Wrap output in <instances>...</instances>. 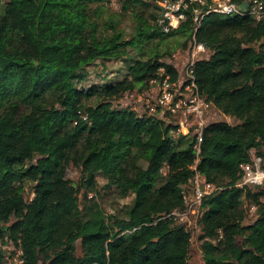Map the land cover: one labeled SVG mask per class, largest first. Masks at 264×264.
Listing matches in <instances>:
<instances>
[{"label": "trees", "instance_id": "1", "mask_svg": "<svg viewBox=\"0 0 264 264\" xmlns=\"http://www.w3.org/2000/svg\"><path fill=\"white\" fill-rule=\"evenodd\" d=\"M108 1L0 0V239L21 247L20 264H189L198 229L203 264H264V183L239 185L252 151L264 158V19L210 13L197 32L207 51L195 63L196 81L226 119L203 131L197 170L217 189L187 226L167 215L187 208L196 136L113 104L147 90L161 67L180 74L158 45L128 58L137 42L165 33L160 9L125 0L118 13ZM122 14L134 20L129 37ZM167 34L186 37L181 48L191 51V19ZM100 60L125 62V76L79 86V71ZM70 165L81 184L67 177ZM99 174L132 192V204L109 213L93 201ZM247 202L257 214L248 223Z\"/></svg>", "mask_w": 264, "mask_h": 264}, {"label": "built area", "instance_id": "2", "mask_svg": "<svg viewBox=\"0 0 264 264\" xmlns=\"http://www.w3.org/2000/svg\"><path fill=\"white\" fill-rule=\"evenodd\" d=\"M123 1L125 0H109L107 3L110 6L119 8ZM153 2L161 7L158 23L166 33L178 29L189 19L192 20L193 41L191 42V51L187 52L182 61L175 64L180 69L177 79L172 78V74L161 67L158 75L150 79V86L147 90L134 91L128 97H134L135 104L138 106V108H135L142 114L155 115L159 119L176 125V128L172 130L173 134L188 137L190 135L196 136L194 147L197 160L193 165L196 172L190 181V191L187 193L184 190L187 208L183 211L174 210L167 215V217H174L176 220L190 226L193 224L190 215H198L203 197L217 189L213 183L208 182L198 172L197 163L200 159L205 127L209 122L222 116L215 105L201 93L196 81L195 63L207 51L205 45L197 40L196 35L203 24L205 16L210 13L248 15L258 21L263 20L264 1L153 0ZM243 3H245L244 7L242 6ZM252 152L254 161L241 164L243 176L239 182L240 186H256L264 183V158L254 150ZM23 261L21 247L10 245L9 252L5 257V264H20Z\"/></svg>", "mask_w": 264, "mask_h": 264}, {"label": "rangeland", "instance_id": "3", "mask_svg": "<svg viewBox=\"0 0 264 264\" xmlns=\"http://www.w3.org/2000/svg\"><path fill=\"white\" fill-rule=\"evenodd\" d=\"M109 6V5H108ZM110 10L113 12H120L121 7H113L109 6ZM134 20L133 18H130L124 14L121 15V28L124 29V32L126 35L128 33H132V30L134 28ZM130 35H128L129 37ZM186 40V37L179 36V35H172L169 36L166 32L161 35L158 38H154L148 43L143 42H137L136 46H134V49H131L129 54V59L141 57L143 51L152 50L155 48L156 45L159 46V50L164 51H171L172 54L170 56L167 55L166 59L167 61H174L175 63H178L184 59V57L187 54V51L182 47L183 42ZM146 56H149L151 52L145 53ZM200 57V56H199ZM126 73V64L125 62H121L119 60H100V62H95L94 64L88 66L83 71H79L77 74V77L75 78V82L79 86L84 87H95L99 88L100 85L103 83L108 82L109 80H117L121 79L125 76ZM84 76L82 79L81 77ZM136 91V90H135ZM125 97V96H124ZM115 98L113 104L115 106L120 105H132L134 108L138 106L135 104L134 97H127L125 98ZM95 100H92L89 102V105L94 103ZM228 118V117H227ZM220 119H226L225 117H220ZM230 121L231 119L228 118ZM232 121V120H231ZM233 122V121H232ZM236 122V121H234ZM145 162H142V165H144ZM67 177L71 179L74 183L81 184L83 182L82 180V174L79 168L70 165L67 169ZM32 187L30 184L27 186V194H30L28 198H30L32 194ZM185 191L188 193L190 191V188L187 187ZM82 192H86L85 188H83ZM89 197L93 200L98 202L105 210L109 213H115L120 212L121 210H125L129 205L132 204L134 194L130 191H127L126 189H120L114 185L108 184L107 180L103 177L102 174H99L97 177V187L95 191H92L89 193ZM80 199L85 201L84 195H80ZM246 206L248 207V217L246 220V223L252 222L256 219V207L251 206L248 202L246 203ZM197 216L195 214H191L190 218L193 221V224L195 225ZM11 220H15V216L12 217ZM196 227V226H195ZM200 231L197 229L194 231L193 234V243L191 247V252L189 256V264H203V251H202V241L199 238ZM10 242L5 238L0 239V250L6 255L9 252V246ZM78 254H82V247L81 242L78 241V247H77ZM40 264H45L41 262Z\"/></svg>", "mask_w": 264, "mask_h": 264}, {"label": "water", "instance_id": "4", "mask_svg": "<svg viewBox=\"0 0 264 264\" xmlns=\"http://www.w3.org/2000/svg\"><path fill=\"white\" fill-rule=\"evenodd\" d=\"M159 9H161V7L157 4V3H154ZM243 7L245 6V3H243V5H242ZM259 186H261V185H256V187H259Z\"/></svg>", "mask_w": 264, "mask_h": 264}]
</instances>
